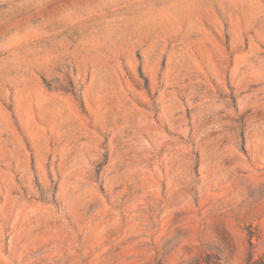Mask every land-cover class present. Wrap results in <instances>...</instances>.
<instances>
[{"label": "rangeland", "instance_id": "374dc122", "mask_svg": "<svg viewBox=\"0 0 264 264\" xmlns=\"http://www.w3.org/2000/svg\"><path fill=\"white\" fill-rule=\"evenodd\" d=\"M0 264H264V0H0Z\"/></svg>", "mask_w": 264, "mask_h": 264}]
</instances>
